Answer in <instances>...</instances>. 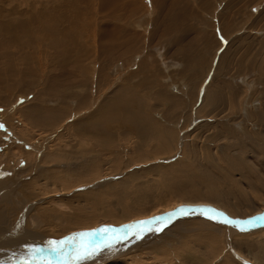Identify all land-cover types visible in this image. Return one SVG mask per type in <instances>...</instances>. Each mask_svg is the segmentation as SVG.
<instances>
[{
	"label": "rangeland",
	"instance_id": "374dc122",
	"mask_svg": "<svg viewBox=\"0 0 264 264\" xmlns=\"http://www.w3.org/2000/svg\"><path fill=\"white\" fill-rule=\"evenodd\" d=\"M0 168V233L54 241L188 197L259 212L264 0H0ZM160 227L71 241L51 262L264 264V223L196 208Z\"/></svg>",
	"mask_w": 264,
	"mask_h": 264
},
{
	"label": "bare ground",
	"instance_id": "6f19581e",
	"mask_svg": "<svg viewBox=\"0 0 264 264\" xmlns=\"http://www.w3.org/2000/svg\"><path fill=\"white\" fill-rule=\"evenodd\" d=\"M164 134V133H163ZM166 135V134H165ZM167 136V135H166ZM165 139V138H164ZM168 142V141H167ZM167 142L165 143V145L167 144ZM164 143V142H163ZM70 145V144H69ZM183 152V151H182ZM1 169V168H0ZM2 170H3V168H2ZM5 170V169H4ZM168 171L170 172V173H172V174H174V172H175V168L174 169H168ZM169 172H167L168 174H169ZM181 172V171H180ZM136 176V175H135ZM130 178V177H129ZM49 180H51V179H49ZM133 180H134V178H133ZM128 181V180H127ZM3 182V181H2ZM124 182V181H123ZM125 182H126V180H125ZM129 182V181H128ZM121 183L122 182H120L119 184H118V189L120 190L121 188L123 189L124 187H126V186H122L121 185ZM3 184V183H2ZM119 185H120V187H119ZM29 187V186H28ZM127 189V188H126ZM2 190H3V188H2ZM2 190H0V192L1 193H3L2 192ZM209 192V191H208ZM213 191H211V193H212ZM1 193H0V197H1ZM12 193V192H11ZM196 193V192H195ZM14 194V193H13ZM194 194V193H193ZM210 194V193H209ZM30 195V194H29ZM195 195H197V194H195ZM211 195H214L215 197H216V195H217V193L215 194H211ZM210 195V196H211ZM7 197V199L5 200V198H3V197ZM5 196H3L0 200H2V201H5V205H6V203L8 204V199H9V196H11V195H9V193H7ZM99 196V195H98ZM98 196L96 197V200H97V198H98ZM206 197H207V195H205ZM27 197V196H26ZM36 197V196H35ZM92 197V199H93V196H91ZM209 197V196H208ZM30 199H31V197H30ZM102 199H104V198H102ZM209 201H202L203 199L202 198H200V200L201 201H198V200H192L190 197H188V198H184V199H181V200H179V202H173L172 204H170V205H167V207L166 208H164L163 210L164 211H166V210H168V209H172V208H174V207H176V206H178V205H181V203H184V204H205V205H212L213 207H215V208H218L219 210H221V211H223V212H226L227 214H229V215H231V216H233V217H238V212L237 211H235L234 209H233V207L232 208H230V206H225V204L224 205H219L218 203H215V201L217 202V199H219V198H207ZM106 200V199H105ZM184 200V201H183ZM196 201H198V202H196ZM3 204V205H4ZM3 205H0V225H2V223L4 224H8L9 222H8V219H7V212H5V209H3ZM8 206H10V205H8ZM14 207V206H13ZM16 207V206H15ZM11 208V207H10ZM10 208H9V210H10ZM202 208H204V209H209V207H202ZM235 208V207H234ZM163 210L161 211V212H163ZM190 210H193V209H190ZM185 211H189V210H185ZM4 212H5V214H4ZM16 212H18V211H16ZM15 213V212H14ZM19 213V212H18ZM156 213H158V212H148V213H146V214H142V216L141 217H136L137 219L138 218H144V217H147V216H150V215H153V214H156ZM179 213L181 214V212L179 211ZM178 212L176 213V215H178L179 214ZM213 213H215V212H213ZM212 214V213H211ZM216 215H218L219 216V214H217V213H215ZM245 214V213H244ZM243 213L241 214V215H244ZM8 215H10V213L8 214ZM16 215H18V214H16ZM42 215V214H41ZM46 215V214H45ZM140 215V214H139ZM241 215H239V217L241 216ZM249 215V214H248ZM251 215V214H250ZM132 216V215H131ZM131 216L130 215H126V217H122V219H119V220H115V222L117 221L118 223H116L115 225H119V224H121V223H124V222H127V220H131ZM135 216V215H134ZM134 216H132V218L134 217ZM244 216H246V215H244ZM243 216V217H244ZM31 217H33V218H31ZM31 217H29V218H31V219H36V217L37 218H39L40 217V214H35V215H31ZM242 217V216H241ZM15 219V218H14ZM19 219V218H18ZM133 219H135V218H133ZM20 220V219H19ZM19 220H17V221H19ZM29 220V219H28ZM41 220V219H40ZM126 220V221H125ZM223 220V219H222ZM22 221V220H21ZM20 221V222H21ZM35 221V220H34ZM96 222V221H95ZM10 223H12V222H10ZM9 223V224H10ZM17 223V222H16ZM15 223V224H16ZM227 223V222H226ZM77 224V223H76ZM97 224H99V223H97ZM97 224H95L96 226H97ZM136 224H138V223H136ZM140 224V223H139ZM11 225V224H10ZM100 226H102V228H104V227H106V226H103V225H101V224H99ZM135 225V224H134ZM134 225H131V226H124V229L125 228H128V227H132V226H134ZM230 226L232 225V224H229ZM4 226V225H3ZM9 226V225H8ZM100 226H98V227H100ZM112 226H114V225H112ZM137 226V225H136ZM245 226V225H244ZM5 227H7V226H5ZM15 226H10V228L9 229H4V230H2V232L0 233V240H2L3 242L2 243H5L6 245L7 244H9V242L11 241H13L12 243H15V244H12L15 248H16V250L15 249H12L14 252L15 251H17L18 249H19V251H21L22 250V252H20V255H22V253H24V252H29L30 250H31V252L29 253L30 254V256H31V254H33L34 253V250L33 249H38V247L39 246H41V247H43V245H45V243H48L49 241V239H47V238H43V236H35V233H34V235L32 234V232L31 233H29V232H27L26 230H23V229H19V228H14ZM28 227V226H27ZM33 226H31V228H32ZM75 227H77V226H75ZM93 227V226H92ZM254 227H256V226H254ZM253 227V228H254ZM74 228V227H73ZM114 229H118V232H119V229L120 228H123V227H119V226H114L113 227ZM224 228H226L227 229V225H224ZM85 228H82V229H80V230H78V229H75V230H72L71 232H67V233H65V234H63L62 236H60V237H64V236H66L67 234H69V233H75V232H77V231H81L80 233H83L84 231H82V230H84ZM86 229H88V228H86ZM107 230H109V229H107ZM111 230V229H110ZM225 230V229H224ZM42 231V230H41ZM111 231H113V230H111ZM115 231V230H114ZM227 231V230H226ZM20 233V234H18L19 236H23V235H25V236H23V238H21V239H19V240H15L16 239V237L18 236V235H14V233ZM117 232V231H116ZM117 232V233H118ZM38 233V232H37ZM103 232H99V233H97V234H93V235H91V236H85L83 239L85 240V238L87 239V240H89V239H92V238H94L95 236H97V235H99V234H102ZM107 233V232H106ZM114 235L116 234V233H113ZM104 235V234H103ZM4 236L6 237V238H4ZM18 236V237H19ZM56 236V235H55ZM49 237V236H48ZM34 239H36V240H34ZM82 239V240H83ZM31 240L33 241H36L34 244H31V243H29L30 245H27V244H25L24 246H21L20 248H18L16 245H20L21 243H23V242H31ZM33 241V242H34ZM55 241V240H54ZM65 241V240H64ZM73 242H70V243H68V244H66L67 245V247H68V245L69 244H72ZM75 243V242H74ZM24 244V243H23ZM84 244H86V243H84ZM2 245V244H1ZM65 245V246H66ZM73 245V244H72ZM5 246V245H4ZM29 246V247H28ZM12 248V247H11ZM28 248V249H27ZM40 248V247H39ZM46 248V247H45ZM44 248V249H45ZM10 249V248H9ZM24 249V250H23ZM67 249V248H66ZM7 250L8 249H0V264H5V263H7L8 261H12V262H15V263H13V264H17L18 263V261L19 260H22V259H19L17 262L15 261L19 256H18V254L19 253H15V255L13 256L12 254H10V256H8L7 254H6V252H7ZM47 250H49V248H47L46 250H45V255L41 258V257H39L38 259H39V261H41V262H45V260L46 261H49L50 259L51 260H53V258L52 257H55V255H56V253H53V252H49V251H47ZM69 250V249H68ZM11 253V252H10ZM49 254V255H48ZM33 255H35V253L33 254ZM45 259V260H44ZM55 259H57V258H54V260ZM56 261V260H55Z\"/></svg>",
	"mask_w": 264,
	"mask_h": 264
},
{
	"label": "water",
	"instance_id": "95a60500",
	"mask_svg": "<svg viewBox=\"0 0 264 264\" xmlns=\"http://www.w3.org/2000/svg\"><path fill=\"white\" fill-rule=\"evenodd\" d=\"M180 206H185V210H190V209H196V208H202V207H205V206H208L209 208L211 209H214L215 210V213L219 214V217L221 219H223L225 222H227V224H235V225H241V226H244L246 228H251V227H258L259 225H263L264 223V208L262 210H260L259 212H256L254 214H251V215H247L245 217H233L229 214H227L226 212H223L221 210H219L218 208H215L211 205H205V204H181V205H178L172 209H168L166 211H163V212H159V213H156V214H153V215H150V216H147V217H144V218H136V219H131L127 222H124V223H121L119 224L118 226L119 227H123L124 226H131L133 224H136V223H139L140 221H146L148 220L149 218H152V217H158V216H166L167 214L175 211L176 213L180 211ZM180 214V213H179ZM231 221V222H230ZM234 222V223H232ZM113 224H109L107 225L106 227L102 228V226L100 227H92L90 229H85V230H82L84 231L83 233H93V234H97L99 232H102L101 230L102 229H114L112 226ZM245 228V230H246ZM81 231H77L75 233H71V234H67L66 236L64 237H59L57 240L55 241H61V240H65L67 241H76L78 239H83V237L79 236L78 234H80ZM73 237H75L73 239ZM85 237V236H84ZM67 244V243H66ZM74 244V243H73ZM70 246V245H68ZM45 247L47 248H50V245H49V242L48 243H45V245H43V247L41 248V250L39 252L37 251H34L35 255H28L27 258L25 259H22L20 262H18L17 264H56L55 262H51V259L49 261H46L45 259V262H41L39 261V257H43L45 255ZM51 252V251H50ZM33 253V254H34ZM62 254H65V253H61V254H56V262L58 260V258H61L63 255ZM15 262H12V261H8L7 263L5 264H13Z\"/></svg>",
	"mask_w": 264,
	"mask_h": 264
},
{
	"label": "snow or ice",
	"instance_id": "6c2138e0",
	"mask_svg": "<svg viewBox=\"0 0 264 264\" xmlns=\"http://www.w3.org/2000/svg\"><path fill=\"white\" fill-rule=\"evenodd\" d=\"M208 211L209 212H215V210L211 209V208H209ZM180 212L181 213H185V206H180ZM174 216H176V212L175 211L167 214L166 216L152 217V218H149L146 221H140L139 223H140V225H145V224L151 225L153 222L159 221L161 227L156 229L157 231H159V230H162L163 226H165ZM209 218H211V217H209ZM232 223H234V222H232ZM152 230L153 229L151 227H148L146 229H143V228L141 229V231H152ZM101 231L102 232H107L108 230L107 229H102ZM78 235L81 236V237H84V236H91V235H93V233H80ZM136 235H137V238H141L140 232H137ZM74 238L75 237H73V239ZM66 243H70V241H64V240H61V241H49V245H50L49 250L51 252H53V253L60 254V253H62L64 251V246H65ZM87 247H88L87 245L81 243L80 247H78L76 249V258L77 259L85 258V253L87 251ZM34 251L39 252L40 250L39 249H35Z\"/></svg>",
	"mask_w": 264,
	"mask_h": 264
}]
</instances>
